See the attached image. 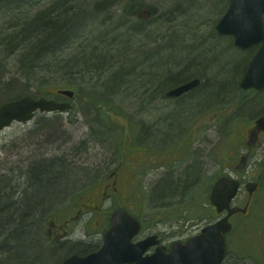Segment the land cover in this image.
Masks as SVG:
<instances>
[{
    "label": "rangeland",
    "instance_id": "rangeland-1",
    "mask_svg": "<svg viewBox=\"0 0 264 264\" xmlns=\"http://www.w3.org/2000/svg\"><path fill=\"white\" fill-rule=\"evenodd\" d=\"M119 1L85 0L91 7L96 6L102 10L117 12L122 16L120 13L122 10L118 11L119 7L117 6ZM164 1H170V4L175 8H180L182 3H185L187 10L185 13L190 14L194 21L200 19V22L195 26L196 33L201 36L199 45L192 46L191 42L188 44L189 41L183 38L187 37L188 39L189 34L180 29L184 21V18L180 16L182 13L175 10L172 14L164 16V11H167L168 7L159 8L160 12L157 16L153 17L152 22L145 24L142 29L143 40H150L149 42L142 41V44L144 49L154 50L158 45H162L161 41L167 44L169 38L168 43L172 49L157 51L159 55L157 53L154 61L144 59L149 55V50L143 51L142 58L132 48L125 51L128 54L126 58H132L135 65L132 70L126 71L128 74L125 75L118 92L107 94L110 96H101L97 92L98 85L114 76L122 67H126V63L120 59L110 58L115 54L111 51L110 61L102 67L99 66L94 70L87 69L95 65L94 62H90L84 68H81V65L74 68V63L76 64L79 55L81 56L85 41L88 39V35L84 36L83 41L78 38L84 32L79 33L72 29L73 32L70 34H68L69 32L64 34L69 40L64 42L63 48L54 49L53 43L50 44L48 40L47 46L44 45L45 48L43 46L42 50L35 53L39 58L36 56L33 61L32 57L29 59L32 65L29 76L25 60H20L19 57L22 52L27 50L26 47L24 48L26 38L35 33L31 32L25 34L24 37L21 36L20 43H18L19 40H12L15 42L14 48L16 47V50L14 49L12 52L0 46V103L9 99L10 94L16 95L17 92L14 91H21L24 95L33 97L51 96L59 101H63V99L55 96L58 90H69L75 94L74 99L70 102L72 109L69 112L51 115L38 113L32 122L26 125L13 124L0 134V177L16 182L15 185L18 186L16 199L25 190V197H36V193L39 191L29 186L32 176L29 168L32 163L46 162L53 164L52 167H54L51 173L48 172L44 175L48 181L44 182L45 188L37 197L39 202L41 196L48 193L45 200L47 206L43 207V204H40V208H43L35 213L37 235L35 234L34 238L33 233L32 235L17 233V243L12 245L9 250L11 256L8 264H37L36 261L40 264H59L72 254L88 255L101 245L102 226L106 224L105 229L108 228L109 215L116 209L109 202L100 206L99 212L97 211L91 220L82 224L90 237H79L76 232L74 237H69L67 241L58 244L51 243L53 240L47 237H39L40 233H44L50 218L59 221L60 216L67 215V211L73 203L80 202L82 197L90 194L93 185L103 179L99 175L90 174L87 161L72 160V165L67 162H64L65 167L61 165L63 155L75 153L71 148L75 145L79 146L80 141L87 138L85 135L88 130L83 125L85 116L88 114L87 111H83L82 107L84 96H88L90 102L94 103V113L92 112L94 118H98V122L102 121L115 129L116 135L113 143L109 145L106 142L108 146L104 147L99 144L98 146L93 145V141L87 142L90 147L88 150L90 158L106 157L113 152L120 156V160L124 161L126 155L127 159L132 158L131 152L127 149H131L130 145H133L134 152L141 151V147H143L156 159L152 161L154 166L149 167L145 176L138 174L135 177L137 186L128 190V198L120 203L117 202L118 207H124L128 213L140 221L142 227L139 238L157 235L164 241L171 242L181 232L197 230L214 221L218 215L209 204L210 189L219 177H230L239 180L242 185L247 182L258 183L260 188L250 202L248 215L246 217L237 215L229 220L232 230L227 235L228 254L224 264H264V234L262 233L264 134L259 136L258 143L251 150H248L247 147L248 136L253 129L254 120L264 114V91L242 92L238 88V82L256 47L239 52L233 47L230 38L218 37L214 33L216 23L227 8V0ZM156 2L157 0H138V4L143 7ZM58 3L59 0H43L20 11H10L11 8L8 9L9 2L0 3V33H2V37L10 36L11 39H14L15 32L12 28L17 26L20 31L24 25L22 22L34 21L35 16L39 13H47V10H50L59 14L61 11ZM66 5H69L65 8L67 11H70L71 8L75 9L70 12L71 14L79 9L81 1L67 0ZM189 9L190 11H188ZM80 19H86L81 12L76 22L79 23ZM123 19L118 24V30L113 32L112 37L116 36L117 42H120L119 37L121 39L126 35L133 36L134 40H137L138 36L131 33L133 32L131 31L133 20L125 17ZM175 20L177 22H173ZM59 22H61V18ZM66 31L68 29L64 30V32ZM149 35L150 39L148 40L147 36ZM33 39L39 42L42 40V36ZM89 40L92 47L99 46L98 42L95 43L90 36ZM126 41L125 38L121 42L126 44ZM129 44L131 47L139 48V43L137 44L136 41ZM195 46H199L197 49H201V52L209 51L212 56H220V64L216 63L212 67L211 65L210 67L206 66V68H200L197 74L193 73L203 78L201 91L191 99V101H196L187 104V108H182L183 100L157 99V85L152 87L149 79L154 81L159 73L158 80L164 84L165 76L169 74V71H161L165 62L171 63L167 68L173 69L172 73H183L186 70L194 71L191 67L196 68L195 65L208 60L206 54H200V51L195 52ZM114 47L117 45L114 44L110 48L115 50ZM162 47L167 48L165 45ZM46 49L54 50L53 54L51 53L52 57L47 61L41 58ZM217 59L216 61H218ZM172 64L176 67H173ZM222 67L225 68L221 69ZM100 69L102 70L100 72L102 79L96 76V72ZM169 80L171 81V79ZM148 82H150V86H148ZM113 88L109 86L108 90ZM208 88L210 89L207 90ZM159 89L161 90V88ZM152 92L155 95H152ZM100 110L103 111L100 112ZM43 120L55 124L52 129H55L56 137L49 139L42 134L43 131L34 132ZM146 121H150L154 125L153 129L155 130L151 132V135L146 134L142 124V122L145 124ZM166 130H169L168 135L174 136L175 134L178 137L179 144L172 149L158 150L157 147L162 149L166 146V144L162 146L168 136L163 140ZM152 134L155 135L156 139L153 137V140H157V144H154L151 139ZM67 136L72 139L66 140ZM137 139H140L141 143H137ZM241 157H248V159L243 164L244 166L237 170ZM191 162L196 163V176L193 180L192 190L185 189L183 184L181 188L179 187L177 196L162 203L158 202L152 195V192L155 194L153 188L156 183L164 179L162 190L170 187L167 178L171 177L174 183L180 184L178 181L182 180L183 176L181 169ZM18 181L20 182L18 183ZM52 189L54 191L50 192ZM245 201L246 194L240 193L234 204L244 206ZM96 222H99L98 226L95 225ZM77 231L80 230L77 229ZM51 249L56 250H53L55 252L53 256H51ZM6 258L3 251L0 252V264H6Z\"/></svg>",
    "mask_w": 264,
    "mask_h": 264
},
{
    "label": "bare ground",
    "instance_id": "bare-ground-1",
    "mask_svg": "<svg viewBox=\"0 0 264 264\" xmlns=\"http://www.w3.org/2000/svg\"><path fill=\"white\" fill-rule=\"evenodd\" d=\"M39 1H43V0H0V3L9 2L10 4L8 5V9L11 8L10 11L11 10L20 11V10H23L24 8H27V6H32L33 4H36ZM66 1L67 0H59V3L60 4L65 3V5H66ZM80 1H81V5L77 11H74L73 13L70 14V12L75 10L71 7H70L71 8L70 11H67L66 9L63 10L64 14L61 16V22H59L60 19H58V20L55 19L56 15H57V13L55 11L47 10V13H39L38 14V15L46 14V16H48L47 18L35 19L34 21H28V22L24 21V22H22V24H24V25L20 31H19V28L17 26L13 27L12 29L15 32L14 37H18V35H20L22 32H24V30L27 29L26 24L30 25L32 27V30H27L26 33L34 32L35 34L31 36L32 38L31 37L26 38L24 48L26 46H30V44H29L30 42H31V44L36 43V41L33 38L36 39L37 36L40 35L39 32L43 31L42 29H45L46 31H48L50 33L51 36L49 38V42H50V44L53 43L52 47L54 49L58 48V47L63 48L62 46H63V44H65L64 42L65 41L67 42L69 40L68 37H66L64 34H66L68 32H69L68 34H70L73 31H75V32L78 31L79 33L84 32L81 34V36H78V38L81 39V41H83L84 36L88 35V39L85 41V47H83V52L81 53V56L79 55V57H78L79 59L77 60L76 64L74 63V68H78V66H80V65H78V64H80L79 61H82L81 60L82 58H88V56L90 54L89 52H91V51L104 50L107 54V57H109V54L111 51L115 52V54H113L112 57H110V58H113L116 60L120 59L121 61L123 60L126 63V65H125L126 67H122L120 70L117 71V73L114 76L110 77L109 79L103 81L102 83H100L98 85L99 90H97V92L101 96H110L107 94H110L111 92H118V90L120 88L119 86H121L123 84V79L125 78V75L128 74V73H126V71L129 72L130 70H132V68H134L133 67L135 65L134 60L130 57L126 58V56L128 54H126L125 51H128L129 48H132L134 51L136 50V52H137L136 54L139 55L141 58H142V54L144 55L143 51L149 50L150 51L149 55L146 58H144V59H147V61L148 60L154 61L155 57H157V53H158L157 51L162 52L165 49H168V50L172 49V47L168 43L169 38L167 39V44L164 43L163 41H161L160 43L162 45H158L154 50H152L151 48H145L144 49V46L142 44V41H145V42L150 41L149 40L150 35L147 36L149 41L143 40L144 36L141 35L142 29L145 27L144 26L145 24H149L152 22L153 17L157 16V14L160 12L159 8L162 9L165 6L168 7L167 8L168 10L164 11V14L162 12V14L164 16L172 14L175 10L183 13L182 15H180L181 17L184 18V21L181 24L180 29L188 32L189 38L188 39L186 37H183V38H186V40H188V41L190 39L192 46H194L201 39V36L198 35V33H196L197 28L195 27L197 25V23L200 22V19H196L194 21L193 18L190 17L191 16L190 14L185 13V12H187V10L185 8V6H186L185 3H182V5L180 6V8H181L180 9L179 7L175 8L174 5H169L171 3L170 1L165 2L164 0H157V2L155 4L151 3V5H147V7H143V6L139 5L138 0H126L127 1L126 3H125V0H120L117 3V6L119 7L118 11H120V9L122 10V11H120V13L122 14V16H121V15L117 14V12L113 13V12H110L108 10L107 11L102 10L101 8H97L96 6L91 7V6L87 5V2H85V0H80ZM59 3H58V5H60ZM189 6L191 7V5H189ZM67 7H69V5H66V8ZM80 12L83 13V15L86 17V19L85 20L80 19V22L77 23L76 19L79 17ZM124 17L128 18L130 20L131 19L133 20L132 21V28H131L132 29L131 31H133V32H131V33H132V35L138 36L137 40H134L135 38H133V36H127L126 35V36H122L121 39L119 37L120 42H117L116 41L117 37L116 36L112 37L113 32L118 30V24L122 20H124L123 19ZM17 18H19V17H17ZM173 22H177V20H175ZM190 23H192V24H190ZM65 29H68V31L64 32ZM72 29H73V31H72ZM96 30H98V31L96 32ZM46 31L42 32V36H44ZM173 34H175V33H173ZM89 36L92 38V40L95 43L98 42V45H99L98 47H95V46L92 47L91 46L92 44L89 43V41H90ZM180 36H182V35H180ZM9 37H2V33H0V46H3V48L5 50L12 52V51H14V49L16 50V48H14L15 42H13ZM39 37H41V36H39ZM20 38L22 39L21 36H20ZM125 38L127 39V41L125 42L126 44H123L121 41H123V39H125ZM157 40L160 41L159 38H157ZM132 41H136L137 44L139 43V48H141V49H139V48L137 49V48H135V46L131 47V44H129V43ZM190 41L188 42V44L190 43ZM114 44H116L117 47H114L115 50H112L110 47L113 46ZM163 44L167 48L162 47V46H164ZM48 50H50V49H48ZM120 53H121V55H120ZM205 54L207 55L206 58L208 60H206L205 62H201L198 65H195L196 68L191 67L192 69H194V71L186 70L183 73L182 72L181 73H172L173 69L167 68V66L169 64L171 65V63L165 62L164 68L161 71H169V74H167L168 76L167 75L165 76L166 79L164 80V84H161L160 80H158L159 78L154 79V81H152L151 78L149 79L152 87L157 85V96L158 97H156V98L157 99L160 98V99L167 100V101H181V100H183L184 102L182 103V108L183 107L187 108V104H190V103H193L194 101H196V100L191 101V99L195 98L199 94V92L201 91L200 90L201 87H203V85H202L203 84V80H202L203 78L199 75H196V74L199 72L200 68H206V66H208L211 61H216V60H212L213 59L212 57L214 55L212 56L211 53L210 54L205 53ZM158 55H159V53H158ZM35 57L36 56L32 57V61L35 59ZM25 62H26L27 74L29 76V72L32 69V65H31V62L29 60H27ZM131 62H132V64H131ZM98 67L99 66H94L95 69H97ZM223 68H225V67H222L221 69H223ZM123 71H124V73H123ZM100 72H102V71L98 70L96 72L97 73L96 76L97 77L99 76V79H102V77H101L102 74H100ZM193 73H196V74L194 75ZM243 76H244V73L242 74L238 84L240 83ZM169 79H171V81ZM194 81H196L198 83L195 88L184 92L183 94H181L178 97L169 95L171 92H173V91H175V90H177V89H179L185 85H188ZM150 82H148L149 83L148 86H150ZM162 82H163V80H162ZM109 86L114 87V88L111 90H108ZM159 88H161V90ZM210 88H208L207 90H209ZM14 92H17L16 95L10 94L9 95L10 98L6 99V100H4V102L0 103V106L4 105L6 103H10V102H18L25 97H29L35 101H38L40 99H44V100H46L48 102H52L56 105H64L65 104V105H68V107L66 110H64L62 112H60V111H54V112H45L44 111V112H41V111L37 110V111L33 112L32 119L30 121H28L26 123H19V122L13 121L8 127H4L3 129H1L0 134L4 130H6L7 128L12 126L13 124L26 125V124L32 122L38 113L51 115V114H64L66 112H69L72 109V105L70 104V102L75 97L74 92L69 91V90H58L57 93L55 94V96L61 97L63 99V101H61V100L59 101L57 99H54L51 96H49V97H47V96H35V97H33V96H29V95H24L21 91H14ZM63 92L71 93L72 96L71 97L65 96L62 94ZM205 92H207V91H205ZM152 95H155V93L152 92ZM193 95H195V96H193ZM144 97L147 98V96H144ZM212 101H213V98H212ZM82 103H83V105H82L83 111L84 112L87 111V113L89 114V115L86 114L85 120L83 123V125L88 130V132L85 135L87 138L82 139L79 143L80 144L79 146L75 145L74 147L71 148V149H73V151L75 153H72L69 155V153L67 154L65 152L66 154L63 155V159H62L63 163H61V165L63 167H65L64 162L70 163L72 165L73 164L72 160L77 161V162L78 161H87L88 162L87 167H88V170L90 171V174L94 175V176L99 175L102 177L101 173H104L105 167L99 168L101 162H99L98 160L103 158L104 156L101 158H99L97 156L90 158V156H88V154H89L88 150L90 149V147H88L87 142L93 141V145L98 146V144H99L100 146H103V147L108 146V144L110 145L111 143H113V139L116 137L115 129L107 126L102 121L98 122V118L97 119H95L96 117L94 118V116H93L94 110L93 109L95 106H94V103L90 102L88 96L83 97ZM96 107H97V105H96ZM128 107H129V105H128ZM124 109H126V108H124ZM128 110H130V108H128ZM196 110H198V109H196ZM102 111L103 110H100V112H102ZM262 117H264V114L257 117L255 120H258ZM130 120H131V118H130ZM67 121L69 122L70 119L68 118ZM142 124L146 130L147 135H151V132H153L155 130V129H153V127H154L153 123L150 121H146L145 124L142 122ZM39 125L40 126H38V128H36L34 130V132H36L37 130L43 131L42 134L49 139L52 137H56V131H55V129H52V127L54 128V125H55L53 122L48 121V120H43L39 123ZM168 133H169V130H166L164 132L163 140L166 138ZM152 135L153 136L151 139L153 140V137L155 135L154 134H152ZM119 136H120V134H119ZM177 138L178 137L175 134H174V136L168 135L167 138L162 143V146H163V144H166V146L162 147V149L158 148V147L156 149L164 150L167 148L172 149V147H176L179 144L178 143L179 140H177ZM71 139H72V137H70V136H67V138H66V140H71ZM136 141H138L137 143H141L140 139H137ZM106 142H108V144ZM153 142H154V144H157L158 141L153 140ZM174 142H175V144H173ZM130 146H132L131 149H127V150L132 153L131 150L134 146L133 145H130ZM141 148H143V147H141ZM86 152H88V153L86 155H84ZM106 157H112L113 160L115 159L113 164H115V163L116 164H118V163L124 164V163H126V160H128L127 155L124 156L125 157L124 161H122L119 159L120 156L115 155L113 152H111L110 155L106 156ZM52 165H51V163H46V162L32 163L30 168H29L30 173L32 175L30 180H29V182H30L29 186H31L32 188H35L36 191L37 190H39V191L36 193V197H25V195H26V192H25L26 190H25L22 192V195H20V197L18 199L22 200V198H23L24 201H27L31 198V199H34L33 201H36L35 204L39 203V204H43V207L47 206V204H45V200L47 198L46 196L48 193L47 194L44 193L41 196V198L39 199V202L37 200V197L41 194V192H43L42 189L45 188V184L43 182H41L39 177H41L44 174H48V172L51 173V170L54 168V167H52ZM107 169H108V166H107ZM181 173H183V176H182V180L179 179V181H181V183H182V184H180V187L183 186V184H184L185 189L188 188L189 191L192 190V188L194 187V181L193 180L195 179V176H196V163L195 164L193 162L189 163L187 166H185L184 168L181 169ZM170 179H172V178L170 177ZM170 179L167 178V180H169L168 183L170 186H173L175 188L174 195L177 196L178 188H176V186H175L176 184H174ZM42 180H44V179L42 178ZM47 181H45V182H47ZM19 182L20 181H18V183ZM163 182H164V179H161L160 181H158L153 188L155 191V194H153V192H152L153 197H155V199L160 203H162L163 201H166V200H170V199H166V198L171 196L169 194H166V195L162 194V191H164V190H162ZM5 184H7V188H6L5 192L2 191V189H0L1 190V192H0L1 196H3V198H5V200L2 201L1 204H3V206H5V207H10L13 204V200L14 201L16 200L13 198L17 194L18 186L15 185L16 182L13 180L11 181V180H7V179L0 177V186H3ZM52 185H53V183H52ZM53 191H54V189H52L50 192H53ZM174 195L171 196V199L173 197H175ZM38 209H39V211L41 210L40 208H38ZM36 235H37V232H36ZM2 237H5V236H2ZM8 237H16V234L13 236H8ZM39 237H46V228L44 230V233H40ZM0 242H1L0 243V252L3 251V253L6 252L7 248L10 250V247L12 245H14L13 243L8 242L7 238L0 239ZM63 262H64V260L61 261L59 264H62Z\"/></svg>",
    "mask_w": 264,
    "mask_h": 264
},
{
    "label": "water",
    "instance_id": "water-1",
    "mask_svg": "<svg viewBox=\"0 0 264 264\" xmlns=\"http://www.w3.org/2000/svg\"><path fill=\"white\" fill-rule=\"evenodd\" d=\"M214 31L219 36L231 37L234 47L240 50L260 45L249 61L239 87L242 90L264 88V0H228L227 9ZM197 84L194 81L169 95L178 97L195 88ZM62 94L72 96L68 92ZM67 107L65 104L56 105L44 99L35 101L29 97L6 103L0 106V130L8 127L13 121H30L33 112L37 110L62 112ZM255 124L259 131H264V117L258 119ZM239 189L240 185L235 180L218 179L211 189L209 200L217 213L226 211L225 217L205 227L198 236L191 237L183 245L172 243L168 252L163 247H157L151 255L144 256L146 251L157 244L156 237L151 236L131 244V240L140 230V224L125 211L117 210L111 214L110 228L97 252L86 257L73 255L62 264H221L225 258L224 235L231 229L228 219L235 214H245L247 209V205L243 209L231 207ZM256 189L255 183L245 185L249 196Z\"/></svg>",
    "mask_w": 264,
    "mask_h": 264
},
{
    "label": "flooded vegetation",
    "instance_id": "flooded-vegetation-1",
    "mask_svg": "<svg viewBox=\"0 0 264 264\" xmlns=\"http://www.w3.org/2000/svg\"><path fill=\"white\" fill-rule=\"evenodd\" d=\"M255 135L256 134H253V137H250L249 135V139L251 140L253 138V144L256 145L258 142V136L255 138ZM253 146H250L248 149L251 150ZM131 154L132 158L126 160V163L124 164H113L114 160L112 157H103L98 160L101 162L99 168L105 167L104 173H101L103 179L96 185H93L92 189L90 190V194L82 197L80 202L73 203L68 209L67 215L60 216L59 221H56L55 218H50V220L47 222L46 237L50 240H53L51 243L58 244L60 242L67 241L69 237H74L76 232L78 233L79 237H90L84 226L82 227V224L91 220L97 211L99 212L100 206L107 202H109L111 206L114 205L116 209H123L122 206L118 207L119 204L117 202L120 203L124 199L126 200L128 198V190H130V188L133 186H137L135 177L138 174L145 176L149 171V167L154 166L152 165V161L156 160L146 149H143L139 152L132 151ZM95 225L98 226L99 222H96ZM105 228L106 224L102 226V237L104 236V232L107 230ZM77 229L80 231H77ZM200 230L201 228L188 231L187 233L181 232L179 233L178 237L173 238V241L184 243L189 237L198 235ZM144 238H138L133 242L140 241ZM158 241V245L164 246L167 249L171 244L168 243L169 241H164L161 237H158ZM153 250L154 249H152L150 253Z\"/></svg>",
    "mask_w": 264,
    "mask_h": 264
},
{
    "label": "trees",
    "instance_id": "trees-1",
    "mask_svg": "<svg viewBox=\"0 0 264 264\" xmlns=\"http://www.w3.org/2000/svg\"><path fill=\"white\" fill-rule=\"evenodd\" d=\"M169 5H172V4H169ZM58 7L60 8L61 12H59V14H58V12H56L57 13V15L55 17L56 20L60 19L61 16L64 14L63 10H65L66 5H65V3H61L60 5H58ZM182 14H180V15H182ZM47 17L48 16H46V14H42V15H36L35 19H45ZM26 26H27V29L24 30V32H22L20 35H18V37L14 38L12 36L14 39H11V37H10V39L13 41L19 40L18 43H20V36L23 37L25 34L29 33V32L26 33L27 30H32V27L30 25L26 24ZM42 30L43 31L39 32V34H40L39 36H42V32L46 31L45 29H42ZM50 36H51L50 33H48V31H46L44 36H42L41 41L36 42L35 44H33V43L31 44V42H30L29 43L30 46H26L27 50H25L24 52L21 53V56L19 57L20 60L27 61L31 57L37 56V55H35V53L39 52V50H42L41 48L44 45L47 46V43H48ZM186 38H184V39H186ZM186 41H188V40H186ZM199 41H201V40H199ZM198 42L196 43V45H199ZM46 46H44L43 48H45ZM198 47L199 46H195V48H196L195 52L200 51V54L204 53L203 51L201 52V49H197ZM52 51H54V50L46 49L45 52L41 55V58L46 59L45 61H47L48 59H50V57H52V54H53ZM89 53L90 54H89L88 58H82L81 59L82 61H79L80 64H78V65H81L82 66L81 68H84L86 66V64L90 63V62L95 63V65H93V66H101L102 67L103 65L107 64L110 61L109 57H107V54L105 53L104 50L91 51ZM206 53H210V52L207 51ZM37 58H39V56H37ZM212 58H213L212 60H216V58H218L217 59L218 61H211L208 65L209 67H210V65H211V67L213 65H216V63L220 64V61H219L220 56H218V57L213 56ZM172 65H173V67H176V65H179V63H176V65H174V64H172ZM93 66L88 67L87 69L94 70L95 68ZM99 71H102V70L100 69ZM149 76H151V75H149ZM156 78H159V73H158V75H156V77L154 79H156ZM10 86H12V85H10ZM44 175H46V174H44ZM44 175L39 177L40 180H41V178L44 179V180H41V182H43V183L45 181H47V179L44 178ZM170 180L173 182L172 179H170ZM178 182H180V184H182L181 181H178ZM174 184H176V183H174ZM180 184L177 183L175 185L176 188L178 187V189H179ZM6 188H7V184L0 186V189H2V191H4V192H5ZM0 192H1V190H0ZM174 193H175V188L173 186H170V187L168 186L166 188V190L162 191L163 195L169 194V195L173 196ZM171 196L167 197L166 199H171ZM13 199H16V196ZM4 200H5V198H3V196H1V194H0V239L7 238L8 242L16 244L17 243L16 237H8V236H13L17 233H24V235H27V234L32 235V233H33L34 238H35L36 237V235H35L36 234V226H37L36 222H35L36 221L35 220V213L37 211H39L38 208H40V204L36 205L35 204L36 201H33L34 199L30 198L29 200L24 201V199L22 198V200L21 199H16L15 201L13 200V204L10 207H5V206H3V204H1V202ZM33 205H36V206L34 207ZM2 236H5V237H2ZM35 242L37 243L36 240H35ZM53 250L54 249H51V252H52L51 256H53L55 253L54 251H56V250H54V251ZM4 254L7 256L6 264H8L10 256H11L8 248H7L6 252H4ZM36 263L40 264L37 261H36Z\"/></svg>",
    "mask_w": 264,
    "mask_h": 264
}]
</instances>
